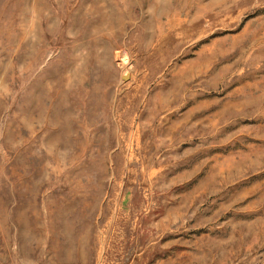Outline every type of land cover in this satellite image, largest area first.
I'll list each match as a JSON object with an SVG mask.
<instances>
[{
  "label": "rangeland",
  "instance_id": "374dc122",
  "mask_svg": "<svg viewBox=\"0 0 264 264\" xmlns=\"http://www.w3.org/2000/svg\"><path fill=\"white\" fill-rule=\"evenodd\" d=\"M0 264H264V0H0Z\"/></svg>",
  "mask_w": 264,
  "mask_h": 264
}]
</instances>
